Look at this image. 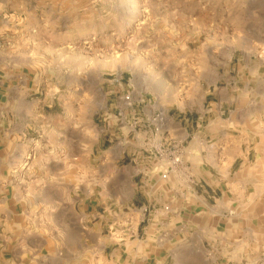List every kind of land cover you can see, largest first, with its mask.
<instances>
[{
  "label": "crops",
  "instance_id": "1",
  "mask_svg": "<svg viewBox=\"0 0 264 264\" xmlns=\"http://www.w3.org/2000/svg\"><path fill=\"white\" fill-rule=\"evenodd\" d=\"M11 81L1 69L0 264H69L107 250L116 264H260L244 236L264 205V166L248 157L264 147L263 97L242 100L225 118L222 105L209 103L206 125L190 133L169 115L154 117L142 96L115 90L87 129L81 107L47 117ZM252 90L264 93V82ZM105 142L89 180L85 147ZM238 145L245 152L229 154ZM237 158L243 163L234 168Z\"/></svg>",
  "mask_w": 264,
  "mask_h": 264
},
{
  "label": "rangeland",
  "instance_id": "2",
  "mask_svg": "<svg viewBox=\"0 0 264 264\" xmlns=\"http://www.w3.org/2000/svg\"><path fill=\"white\" fill-rule=\"evenodd\" d=\"M1 69L25 86L23 100L43 107L47 117L70 116L81 107L89 129L115 90L128 89L157 109L154 117L169 115L192 133L206 125L209 103L222 105L225 118L242 100L253 105L264 99L252 90L264 82V0H0ZM224 96L228 102L221 104ZM213 135L211 142L219 138ZM108 144L92 152L85 147L89 180L98 176L91 167L97 151ZM249 152L251 163L264 166L260 143ZM242 163L237 158L232 167ZM259 208L244 246L258 248L264 264V205ZM102 255L83 253L69 264H116L109 250Z\"/></svg>",
  "mask_w": 264,
  "mask_h": 264
},
{
  "label": "built area",
  "instance_id": "3",
  "mask_svg": "<svg viewBox=\"0 0 264 264\" xmlns=\"http://www.w3.org/2000/svg\"><path fill=\"white\" fill-rule=\"evenodd\" d=\"M124 99H125L126 101H128V100H129V94L124 95ZM172 161H173L174 163L178 162V161H179V157H178L177 155H174V156L172 157ZM162 177H165V174H162Z\"/></svg>",
  "mask_w": 264,
  "mask_h": 264
}]
</instances>
